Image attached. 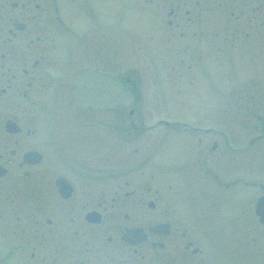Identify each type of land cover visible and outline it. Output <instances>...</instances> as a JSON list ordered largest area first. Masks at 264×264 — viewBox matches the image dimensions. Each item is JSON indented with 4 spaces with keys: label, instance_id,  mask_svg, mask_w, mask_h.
<instances>
[{
    "label": "flooded vegetation",
    "instance_id": "obj_1",
    "mask_svg": "<svg viewBox=\"0 0 264 264\" xmlns=\"http://www.w3.org/2000/svg\"><path fill=\"white\" fill-rule=\"evenodd\" d=\"M263 3L0 0V243H8L5 251L0 244V259L6 264L13 258L20 264H253L225 249L228 239L242 248L257 247L263 238L253 204L264 186L246 182L239 164L229 178L214 173L200 149L177 163L171 177L162 167L147 175L148 156L156 153L147 155L141 147L147 128L134 126L139 122L130 110L85 109L77 103L76 88L87 74L89 84L102 72L112 74L101 70L100 49L91 42L107 15L113 27L123 17L167 21L179 36L184 33L175 22L184 21L194 25L190 36L210 38L215 18L253 22ZM73 14L85 19L84 30L68 23ZM86 122L98 128L103 143L83 144ZM224 145L228 156L240 157L243 145ZM217 150L215 144L209 154ZM201 158L204 166H196ZM94 159L106 163L93 164ZM165 182L175 196L173 207L163 204ZM245 186L254 198L231 207V216L223 214L221 192ZM247 214L251 221L244 220ZM129 230L136 233L128 240Z\"/></svg>",
    "mask_w": 264,
    "mask_h": 264
},
{
    "label": "rangeland",
    "instance_id": "obj_2",
    "mask_svg": "<svg viewBox=\"0 0 264 264\" xmlns=\"http://www.w3.org/2000/svg\"><path fill=\"white\" fill-rule=\"evenodd\" d=\"M188 8H193V4ZM261 8L260 21L259 18L253 22L229 21L224 15L215 18L210 38L190 36L194 25L184 21L175 22L181 25L179 30L184 33L179 36L177 29L168 28L167 21L153 23L150 18L136 16L117 20L113 27L109 25V15L105 16L106 21L101 22L104 28L91 42L100 49L102 71H109L117 78L131 79L128 99L122 109L135 110L133 119L139 124L135 122L134 126L147 128L141 147L147 155L157 153V157L150 156L153 160L147 175L157 173L151 170L162 165L161 173H170L167 175L171 177L177 163H182L185 157L194 158L190 153L200 149L206 154L209 168L214 173L229 178L235 165L239 164L245 181H264V3ZM101 10L104 14L109 13L103 7ZM72 16L73 22L68 23L84 30L85 19ZM254 40L260 41V47L257 45L259 48L250 50ZM158 120L229 132L236 145L249 147L252 143L253 149L242 159L241 156L231 158L223 151L218 139L200 136L189 141L185 138L188 137L186 133L177 135L173 130L157 126ZM151 127L156 129L153 131ZM95 128L85 123L88 132L84 133V145L91 141L94 145L103 143L98 141V128ZM191 144L194 147H189ZM215 144L218 150L210 155L209 150ZM202 161L205 160H196V166L199 163L204 166ZM92 162L102 164L105 161L94 159ZM262 181L260 183L264 184ZM163 186L166 196L163 204L175 206V196L166 191V182ZM249 189L245 186L222 191L223 202L219 205L223 214L231 216V207L236 209L237 204L241 206L242 201L254 198L255 193ZM263 194L264 189L259 190L258 195ZM208 205L204 203L203 207L210 213ZM244 220L251 221L250 215L247 214ZM261 234L263 238L257 247L235 248L227 238L226 253H239L242 259L253 264L263 262V229ZM0 244L5 251L8 243L2 241ZM21 262L13 258L10 264ZM0 263L6 264L3 259Z\"/></svg>",
    "mask_w": 264,
    "mask_h": 264
},
{
    "label": "water",
    "instance_id": "obj_3",
    "mask_svg": "<svg viewBox=\"0 0 264 264\" xmlns=\"http://www.w3.org/2000/svg\"><path fill=\"white\" fill-rule=\"evenodd\" d=\"M87 75L84 76L85 78L83 80L81 79L79 81L76 88L77 99L81 105L85 108L101 110L116 109L122 105L125 92L120 82L114 80L109 75L100 74L97 75L99 77H95L97 84L94 86L88 83ZM90 80L93 81V78H90ZM98 89H100V91ZM257 212L261 221L264 223V205H259Z\"/></svg>",
    "mask_w": 264,
    "mask_h": 264
}]
</instances>
